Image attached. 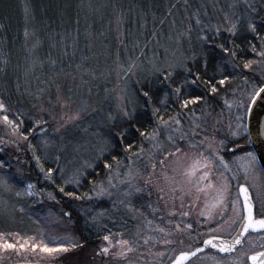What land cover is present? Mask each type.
<instances>
[{"label": "trees", "instance_id": "obj_1", "mask_svg": "<svg viewBox=\"0 0 264 264\" xmlns=\"http://www.w3.org/2000/svg\"><path fill=\"white\" fill-rule=\"evenodd\" d=\"M79 1L0 0V103L6 109L2 111L3 115L15 123L19 134L26 136L30 145L25 143L20 151L2 146L0 161L8 166L3 174L14 190L23 188V181L12 169L18 165L25 180L33 182L38 189L54 192L56 197V201L37 203L30 197L20 200L16 194L18 191L3 194L11 209L7 215L0 217V264H48L49 258L53 260L49 264H87L81 256L84 253L86 256L90 250L95 251L103 236L115 234L116 231L119 233L118 225H122V234H142L144 230L133 220V214H138V207L143 210L147 222L152 219L165 233H171L167 221L175 220L176 215L168 218L164 205L155 195H151L145 205H140V200L127 201L121 207L125 208L124 211L109 208L104 202L93 204L89 200L92 191L119 166H130L134 158L155 141L146 139L140 132L158 129L156 140L166 138L165 133L171 129L180 133L195 132L196 135L192 137L194 141L198 143L204 138L205 142L219 148L218 154L227 160L240 153L253 152L247 135L236 138L233 130L238 122L245 120L252 94L264 85V58L259 56V52L264 51V0H238V8L235 4L238 10L236 28L219 26L213 21L209 27L206 25V29H192L200 40L193 44L187 59L174 72L160 71L150 83L139 85L136 91L137 110L131 120L124 116L123 121L113 122L111 147L102 153L78 182L65 181L59 174L58 164L39 150L36 139L39 132L35 125L39 120V104L50 103L58 90L62 89L51 82L50 89L37 91L31 83L28 85L26 73L29 74L36 65H44L40 75L44 74L50 65L48 52L61 47L62 36L67 35L66 43L71 44L69 35L73 37V34L84 29L80 23L82 15L77 14ZM153 1L157 9L152 10L157 14L159 4L165 0ZM169 1L177 3L180 0ZM186 10L189 18L196 17L193 27H198L201 22L198 6L189 4ZM113 25L118 26L115 22ZM108 30L113 48L126 43L131 32L143 37H139L141 45L149 47L152 38L149 29L148 32L120 27ZM152 32L158 31L153 29ZM146 33L150 38L144 36ZM72 46L76 45L73 43ZM56 60L52 67L65 63H58L60 58ZM245 64H249V67H245ZM46 73L43 79L49 78ZM62 77L67 82L70 75L62 74ZM221 80H224L223 84L219 83ZM211 86H215L217 91L213 93ZM177 88H180L179 93L176 92ZM145 91L149 93L148 97L143 95ZM185 100L189 103L187 107H182ZM193 100L196 102L192 103ZM154 110L158 111L154 113ZM161 117L169 122L170 127L164 126ZM172 117H176L180 123L176 124ZM117 132L124 133L123 139L116 135ZM105 165H111V168ZM48 172H51V181L46 177ZM61 187L73 195L61 193ZM125 213L132 216L127 218ZM113 224H116L117 230L113 229ZM65 236L69 238L68 241H63ZM5 242L16 244V249L3 248ZM33 243L37 245L35 249ZM74 243H78L79 247H73ZM21 244L24 247H20ZM44 244L56 248L67 247L68 251L49 255L41 250ZM92 263L99 264L95 261Z\"/></svg>", "mask_w": 264, "mask_h": 264}, {"label": "rangeland", "instance_id": "obj_2", "mask_svg": "<svg viewBox=\"0 0 264 264\" xmlns=\"http://www.w3.org/2000/svg\"><path fill=\"white\" fill-rule=\"evenodd\" d=\"M193 3L198 6L197 13L201 16L198 27H193L196 17L189 18L186 10V6L193 5ZM236 3L238 8V0H180L177 3L165 0L159 4L160 11L156 14L152 10L157 9L153 0L79 1L77 14L82 15L80 23L84 29L75 31L73 37L69 35L72 39L71 44L66 43L68 36L63 35L61 47L48 52L50 61L48 64L50 65L45 73L47 72L49 78H42L45 73L40 75L44 65H36L32 71H29V74L26 73L28 85L31 83L32 88L37 91L45 88L50 89L51 82L57 83L56 85L62 89V91L58 90L54 98L49 101L50 103L41 102L39 104L37 110L39 120L35 122V125L39 132V137L36 138L39 150L46 158L58 164L59 174L65 181L77 182L84 176L86 170L95 164L102 153L111 147L113 122L123 121V112L133 114L137 110L136 91L139 85L150 83L160 71L174 72L187 59V53L191 51L193 44L200 40L198 34H194L192 29H206V25L209 27L213 21L219 26L236 28L238 25ZM114 22L120 29H141L146 32L149 29L152 38L148 33L144 35L150 38L149 47L141 45L142 43L139 42V37L142 36L131 32L126 43L113 48L108 29H117L113 25ZM153 29H157L158 32L153 33ZM73 43L76 46H72ZM57 58H60L58 63L65 62L66 64H57L52 67L57 62ZM62 74L70 75L67 82H64ZM29 76H31L30 80ZM3 116V112L0 111V151L2 146L16 151H20L25 143L30 146L29 139L26 136L25 139L18 131H13L12 126L3 121ZM243 134H246V118L244 121L238 122L233 130V135L236 138H240ZM180 135L178 130L171 129L165 133L166 138L155 139L148 149H144L134 158L130 166L126 168L123 165L119 166L107 180L98 185L95 191H92L89 200L93 204L104 202L109 205V208L120 209L119 211H124L125 208L121 207L127 204V201L140 200V205L147 204L150 196L145 193L147 194L149 186L145 185L135 174L139 172L146 176L151 171L149 157H152L153 163L160 158V149L157 145H162L164 149L169 150H174V144L187 148L186 142L179 139ZM169 136L173 138L171 141L168 139ZM202 140L204 141V138L200 141ZM209 143L206 141L204 148L201 147L200 150L204 151ZM246 153H240L231 160L223 157L224 165L227 167L221 165L219 171L223 172L227 178L230 194L223 213L218 214L220 210L215 209L212 211L211 219L216 215H224L226 212L229 213L230 219L231 215L232 219H235L238 214V204L236 205L237 212L234 213L230 200H236L235 193L231 192L238 191L240 176L243 182L247 183L252 191H255V198L260 211L262 210L264 177L256 162L249 164ZM164 155H167L166 151ZM7 168V163L0 161V170H2L0 172V217L7 215L11 209V204L3 196L7 192L18 191L20 200L30 197L33 202L37 203L56 201L54 192L38 189L33 182L25 180L18 165L12 169L23 181V188L14 190L4 175ZM129 170L132 175H129ZM156 172L157 174L160 172L159 166ZM156 179L153 177L154 182ZM48 181H51V177L48 178ZM129 182L144 188L145 191L134 193L133 196L125 198L122 194L128 191ZM159 182L163 183L162 180ZM29 184L34 185L31 190L28 189ZM28 191H31L32 194L29 195ZM152 195L158 199L155 189H152ZM213 195L214 193L209 192L205 198V195L201 194L200 200L195 203L191 198L185 197L183 207H181L180 199L173 201L166 196L165 200L158 201L164 205L168 218L179 214L185 219H199L204 216L209 217L207 214L201 215V212L205 208L206 199L208 203H211ZM122 200L124 203H121ZM228 203H230V207H228ZM137 209L138 214H133V216L135 215L133 220L139 224L138 227L142 231L144 230L140 235L142 237L135 234L133 236L122 234L120 232L122 225H118L121 227H117L120 229L119 233L116 231L115 234L108 235L112 238V244L117 247L109 246L108 242L102 239L98 248L95 251L90 250L86 256L84 253L81 256L82 259L86 260L87 264H93V261L99 264H165L169 260L168 253H175L177 248L181 249L182 245H185L181 242H172L174 240L171 237L177 233L175 232L176 228L173 227L171 233H165L164 229L158 227L157 222L151 221L152 219L149 222L146 221L140 207ZM109 214L113 216L112 212ZM234 214L235 216H233ZM127 216L132 215L126 214ZM168 218L167 220H169ZM170 221H167L169 226H171ZM119 222L122 224V221ZM111 226L117 230L116 224ZM128 236L129 238H127ZM126 238L134 251L128 252L126 257L113 255L119 251L118 241L126 240ZM68 240V237H63V241ZM150 241L155 242L150 243ZM166 241H171V243ZM101 247H109V253L102 254ZM144 253L147 255L146 257L143 256ZM158 254L160 257L157 258ZM49 259L48 264L53 262L51 258ZM84 260L83 262H85Z\"/></svg>", "mask_w": 264, "mask_h": 264}, {"label": "snow or ice", "instance_id": "obj_3", "mask_svg": "<svg viewBox=\"0 0 264 264\" xmlns=\"http://www.w3.org/2000/svg\"><path fill=\"white\" fill-rule=\"evenodd\" d=\"M253 31H255L254 26ZM221 47H223V45H221ZM253 50L255 51V48ZM233 55H235V53H233ZM259 56L264 58V51L259 52ZM245 67H249V64H245ZM219 83L223 84L224 80L219 81ZM211 91L214 93L217 91V88L215 86H211ZM176 92L179 93L180 88H177ZM143 95L145 97H148L149 93L145 91ZM252 95L253 97H259L260 99L264 100V87H261L257 92H254ZM191 102L195 103L196 101L193 100ZM253 102H255V100H253ZM188 103L189 101L185 100L182 104V107H187ZM0 111H6L2 103H0ZM155 111L158 110H154V113ZM123 115L129 120L132 119V114L126 111L123 112ZM160 119L163 122L164 126L170 127L168 121H163L162 117ZM171 119L176 124L180 123V121L176 117H172ZM3 121L7 125L12 126L13 131L18 130L15 123L10 120L7 115L3 116ZM136 131L140 132V129L136 128ZM116 135L123 139L124 133L117 132ZM140 135L144 136L146 139L154 140L159 135V131L158 129H153L152 132H140ZM195 135V132L191 134L181 133L179 139L186 142L187 148L181 147L178 144H174V150H169L164 149L162 145H157V147L160 149V158L153 163L152 157H149L151 171L148 172L146 176L141 175L139 172H136L135 176L140 177L143 183L149 186L147 189L148 196H151L152 189H155L158 196V200H165L166 196L172 199L173 201L175 199H180L181 207H183V201L185 197L191 198L195 203L196 201L200 200L201 194H204L206 198V195L209 192L214 193L212 197V202L208 203L206 199L205 208L201 212V215L207 214L209 217H211L213 210L219 209L220 211L218 214H222L226 208V202L230 194V188L227 178L224 176L223 172L219 171V166L222 165L224 167H227V165H224L223 157L218 155L219 148L213 147L211 143L208 144L204 151H201L200 149L202 146H204L205 141L202 140L197 143L192 139V137ZM168 139L171 141L173 138L169 136ZM249 143L252 145H259L261 148H264V121H257L255 129L252 133L249 134ZM130 148L131 145H129V149ZM129 149H126V151ZM165 151L167 152L166 156L164 155ZM246 156L248 158L249 164L255 163L256 155L254 152H248L246 153ZM158 166L160 167V172L157 174L156 169ZM105 167L111 168V165H105ZM41 171H43V168H41ZM129 175H132L131 170H129ZM46 177L50 178L51 172L46 173ZM153 177L157 178L155 182L153 180ZM160 180H162L163 183H160ZM33 187L34 185H28L29 190H31ZM59 191L68 196L73 195L72 193H66L63 187H61ZM144 191V188H141L137 185H132L129 182L128 191H125L122 195L125 198H128L133 196L134 193H142ZM28 194L31 195L32 192L28 191ZM17 195H20V193L18 192ZM239 195H243L244 197L243 208L247 213L246 217H243L245 222L242 225L240 235L248 232L249 229H264V218H254V206L248 194V189L246 187H241L239 189ZM121 203H124V201L122 200ZM238 203V198L237 200L232 201V210L234 213L237 212L236 205ZM262 216H264V213H262ZM161 231L163 230L161 229ZM103 240L107 241L109 246L113 248L117 247V245L112 244V238L110 236H103ZM215 240H217V237L213 236L211 239L204 240L203 243L206 246L218 248L220 252H231L234 250L237 244L241 243L239 235L234 238L231 243H228L226 241H220V243L217 244L214 242ZM166 242L171 243V241ZM180 242L183 243V241ZM72 246L79 247V244L74 243ZM2 247L5 249L15 250L16 244L5 242ZM20 247H24V244H21ZM32 247L33 249H35L37 245L33 243ZM118 247L119 251L113 253V255L126 257L128 252L134 251V248L128 240H119ZM41 250L51 255L58 251H68V248L49 247L47 244H44ZM109 250V247H101L100 249L102 254H108ZM201 251H203V249L199 247L196 248L195 251H182L180 255L175 258L174 264H185V261H188L190 257L196 256L197 253ZM258 257L264 258V252L251 256L253 264H256Z\"/></svg>", "mask_w": 264, "mask_h": 264}, {"label": "flooded vegetation", "instance_id": "obj_4", "mask_svg": "<svg viewBox=\"0 0 264 264\" xmlns=\"http://www.w3.org/2000/svg\"><path fill=\"white\" fill-rule=\"evenodd\" d=\"M255 162L261 170L257 160ZM261 173L264 177L262 170ZM242 184H245L249 189L255 207L256 218H264V216H262V213H264V200L262 210L260 211L258 201L255 198V191H252L248 184L243 182L242 177L240 176L238 179V191L231 192L235 193L234 197L236 200L237 198L239 199L238 214L236 216L235 214L233 215L235 216V219H232L231 215V220L228 216L229 213L227 212L224 213V215H216L212 219L211 217L205 216L200 217L199 219H185L179 214L176 215L177 219L171 221V229L173 227L177 229V231L174 229L177 233L171 237L174 240L172 242L183 241V244L185 245H182L181 249L177 248L175 253H168L169 260L165 264H171V262L182 251H193L196 248L201 247L203 245V241L209 237L219 236L231 238L235 234L244 217L243 202L241 195H239V188ZM262 192L264 193V191ZM232 201L233 200L231 199V204ZM230 203H228V207H230ZM226 225H228V227H226ZM126 240L128 239L126 238ZM152 242L155 241H150V243ZM263 249L264 230L259 232H250L244 239L242 246L230 254H221L214 251L205 250L198 252L196 256L192 257L185 264H249L250 255ZM143 256L146 257L147 255L144 253ZM158 257H160L159 254L157 255V258Z\"/></svg>", "mask_w": 264, "mask_h": 264}, {"label": "water", "instance_id": "obj_5", "mask_svg": "<svg viewBox=\"0 0 264 264\" xmlns=\"http://www.w3.org/2000/svg\"><path fill=\"white\" fill-rule=\"evenodd\" d=\"M261 87H264V85H262ZM253 100H255V102H253ZM257 121H264V100L260 99L259 97H253L252 100H251V102H250V105L248 107L247 115H246V135L248 137V141H249V134L252 133L253 130L255 129L256 124H257ZM250 145H251V147L253 149V152L256 155V160H257V162H258V164H259L262 172L264 173V148H261L259 145H252V144H250ZM241 187H246L248 189V187L245 184H242L240 186V188ZM248 194H249V196L251 198V201H252V204L254 206V203H253L251 194L249 192V189H248ZM241 199H242V202H243L244 201L243 195H241ZM246 215H247V213L244 210V217H246ZM254 218L255 219H260V218H256V216H255V207H254ZM244 222L245 221L243 219V221L240 224L239 228L237 229V231L235 232V234L231 238H224V237L216 236L217 237V240L214 241L217 244H219L220 241H226L228 243H231L233 241V239L236 238L239 235V238L241 240V243L240 244H237L235 246V248H234L233 251H231V252H220L218 248H212L211 246H206V245H204V243L199 248H202L203 251L210 250V251H214V252L221 253V254H230V253L234 252L235 250H237L239 247L242 246V244L244 242V239L246 238V236L250 232H259V231L264 230V229H258V230L249 229L248 232L243 233L242 235H240L241 229H242V225H243ZM211 238L212 237H209L207 239H211ZM193 251H195V250H193ZM261 252H264V249L263 250H260V251H258L256 253L251 254L250 255V262H249V264H253V261L251 260V256L257 255L258 253H261ZM191 258L192 257H190L189 260ZM174 260L171 262V264H174ZM188 261H185V263L188 262ZM15 264H40V263H36V262H20V263H15ZM256 264H264V258H259L258 257V260H257Z\"/></svg>", "mask_w": 264, "mask_h": 264}]
</instances>
